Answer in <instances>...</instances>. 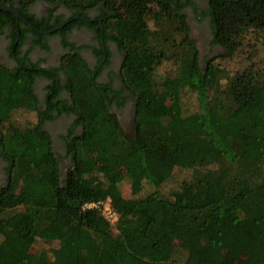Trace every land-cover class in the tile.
Instances as JSON below:
<instances>
[{
  "label": "trees",
  "instance_id": "trees-1",
  "mask_svg": "<svg viewBox=\"0 0 264 264\" xmlns=\"http://www.w3.org/2000/svg\"><path fill=\"white\" fill-rule=\"evenodd\" d=\"M34 1L0 4L17 2L26 13ZM45 1L71 10L70 20L99 12L97 26L125 54L133 132L110 112L87 63L71 54L66 86L81 131L64 139V170L40 117L25 128L9 122L16 109L37 111L33 74L0 65V156L8 175L0 189V264H264V57H257L264 0H208L195 11L206 18L210 45L220 47L203 58L190 36L191 0ZM162 13L168 20L157 47L148 22L157 25ZM39 28L48 29L47 21ZM238 55L245 63L232 73L216 61ZM164 60L175 68L157 81ZM185 91L194 97L191 112L182 108ZM177 169L192 174L163 193ZM106 198L118 215L115 233L99 210L82 208Z\"/></svg>",
  "mask_w": 264,
  "mask_h": 264
},
{
  "label": "flooded vegetation",
  "instance_id": "flooded-vegetation-1",
  "mask_svg": "<svg viewBox=\"0 0 264 264\" xmlns=\"http://www.w3.org/2000/svg\"><path fill=\"white\" fill-rule=\"evenodd\" d=\"M191 2L185 11L199 29L203 46L213 51L220 49L217 45H210L206 18L197 20L195 17V11L201 12L208 5V0ZM15 3L9 5L19 17L11 11L1 10L0 13V65L11 72L22 69L33 74V92L37 100V111L33 113L36 121L39 117L43 120L45 130L50 134L59 166L66 170L70 163L64 139L81 131L66 86L68 76L62 59L67 55L76 53L87 63L95 85L103 88L111 99L110 112L117 116L124 124L125 132L131 135L134 96L124 87L121 79L125 54L116 41L106 37L103 27L97 26L95 20L99 12L96 8L88 13V18L75 16V20H70L72 11L63 5L35 0L24 13L19 4L15 7ZM46 21L49 28L45 30L52 31L40 33L43 29L39 26ZM128 130L132 132L128 133ZM6 167L7 162L0 156V189L7 184Z\"/></svg>",
  "mask_w": 264,
  "mask_h": 264
},
{
  "label": "rangeland",
  "instance_id": "rangeland-1",
  "mask_svg": "<svg viewBox=\"0 0 264 264\" xmlns=\"http://www.w3.org/2000/svg\"><path fill=\"white\" fill-rule=\"evenodd\" d=\"M157 19H158L157 25H155V23L153 21H149L148 25L151 29V32L154 33V35H153L155 37V38H153L154 39L153 40L154 45L157 47H160V46H162V43L164 45V42L162 40H160L161 39V37H160L161 27H162V24L168 20V17H167L166 13H162L159 16V18H157ZM188 22H189L190 27H191L190 36L193 39V41L195 42V44L197 45V48H198L199 53H200V58H203L206 54H208L210 57H215L219 53V50L217 49V50L213 51L211 49H205V47L203 46V43L201 42V39H200L199 29L197 28V26L195 25V23L191 17L190 18L188 17ZM112 23L113 22H111V21H109L107 23V26H109L108 31L109 32H116L111 28ZM247 38L249 39L250 37H247ZM168 46H171V48H175V47H173L172 44L168 45ZM178 49H179V47H178ZM257 57H259L261 59L264 57V48L259 49V51L257 52ZM243 58L244 57H240V55H238V56L227 58V59L217 58L216 61L220 62L221 66L224 67L225 69H227L229 71V73H232V72L236 71V69H240L241 67H243V65L245 63ZM62 61H63V69L66 72V68L68 67V65L73 63V59L70 58L69 55H67V56L63 57ZM172 61L173 60H164L156 68L155 73H156V80L157 81L164 79V77L167 74H169L170 72H172L174 70L175 66H174V63ZM169 104H170V102H169V100H167L163 106L167 107V106H169ZM181 104H182V108H184L185 111L191 112V111L195 110V101H194L193 94H191L188 91L183 92ZM35 118L36 117H35V114L33 112L27 111L25 109H16L12 112L10 119H9L10 120L9 122L14 124V125H18L20 127L25 128V127H29V126L33 125V123L36 122ZM121 124L124 127V124L123 123H121ZM131 132H132L131 130H128V133H131ZM191 174H192L191 170L177 169L174 171V173L172 175V179L164 182L160 186L159 189L163 193H168L172 189H176L178 184L182 180L190 178ZM148 191H149V187L146 185V187L143 189V194H146ZM121 193L125 197L130 196L129 185L126 181H124L121 185ZM112 231L115 233V230L113 227H112ZM53 245H54V247H56L57 244H53ZM37 246L38 247L39 246L46 247V245H42L40 243H38Z\"/></svg>",
  "mask_w": 264,
  "mask_h": 264
},
{
  "label": "built area",
  "instance_id": "built-area-1",
  "mask_svg": "<svg viewBox=\"0 0 264 264\" xmlns=\"http://www.w3.org/2000/svg\"><path fill=\"white\" fill-rule=\"evenodd\" d=\"M83 209H97L103 215V217L110 223L111 227L116 230V221L118 219L117 213L112 209L109 198L101 201L87 202L82 206Z\"/></svg>",
  "mask_w": 264,
  "mask_h": 264
},
{
  "label": "water",
  "instance_id": "water-1",
  "mask_svg": "<svg viewBox=\"0 0 264 264\" xmlns=\"http://www.w3.org/2000/svg\"><path fill=\"white\" fill-rule=\"evenodd\" d=\"M18 6V3H15V7ZM0 10H4V11H11L13 12L17 17H19L20 15L16 12V10L10 6L9 4H0ZM61 25L57 28H60ZM52 30H41L40 33H49L51 32Z\"/></svg>",
  "mask_w": 264,
  "mask_h": 264
}]
</instances>
